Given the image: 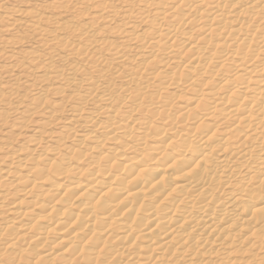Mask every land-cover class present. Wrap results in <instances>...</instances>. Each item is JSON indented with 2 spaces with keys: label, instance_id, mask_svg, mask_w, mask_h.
Listing matches in <instances>:
<instances>
[{
  "label": "bare ground",
  "instance_id": "6f19581e",
  "mask_svg": "<svg viewBox=\"0 0 264 264\" xmlns=\"http://www.w3.org/2000/svg\"><path fill=\"white\" fill-rule=\"evenodd\" d=\"M79 2L0 15V264H264V0Z\"/></svg>",
  "mask_w": 264,
  "mask_h": 264
},
{
  "label": "rangeland",
  "instance_id": "374dc122",
  "mask_svg": "<svg viewBox=\"0 0 264 264\" xmlns=\"http://www.w3.org/2000/svg\"><path fill=\"white\" fill-rule=\"evenodd\" d=\"M69 1H71V3L72 4H75V6L74 7H76V8H74V9H72V13H70V11L69 12H65V14H64V16H62L63 17V19L64 18H69V15L71 16L77 9H78V7L80 6V2L79 1H81V0H69ZM50 2V0H0V15L1 14H6V13H8L11 9H18V10H23V9H29V8H38L39 9V7L40 6H45L46 4H48ZM78 4V5H77ZM77 5V6H76ZM42 12H43V14H47V13H49V10H47L46 8H43V9H40ZM74 11V12H73ZM3 26H5V22H2V24H1V22H0V39H4V38H14V40L15 39H18L16 42L13 40V41H11L12 43H10V44H7V47L6 46H3L7 51H10L11 52V54L13 53L14 55H16V56H18V58H19V56H20V54H22L21 52L24 50V52H25V50H31V49H36L35 48V45H34V43H33V41H31V40H33V39H31V38H27L26 36H28V33L26 32V29L23 27V25H21V24H17L15 27H13L12 29L13 30H9L8 28H3ZM0 49H2L1 48V45H0ZM4 62L1 60L0 61V64H3ZM17 71H19V70H17ZM31 74H29V76H30V79H32L31 77H34V76H36L37 74H35L36 72H34V71H31L30 72ZM3 80H5V79H3V76H1L0 77V81H3ZM22 90H24L23 88H22ZM21 90V91H22ZM66 91V90H65ZM28 95V98H25L26 100L27 99H29L30 98V93H26V96ZM49 97V98H48ZM47 98H48V102H54L55 101V99L56 100H58V99H60L61 97H55V98H52L49 94L47 95ZM50 99V100H49ZM25 100V101H26ZM52 100V101H51ZM59 101V100H58ZM52 102V103H53ZM66 104V105H65ZM69 104V105H68ZM64 108L65 109H67V110H64L63 112H62V114H64V115H62V114H60V118H62V119H64L63 118V116L64 117H66L65 115H67V116H69V114H70V111H69V109H68V107L70 106V102L68 101V102H66V103H64ZM21 110V108H19L17 111L19 112ZM16 111V112H17ZM15 111H12V112H8L9 114L7 115V123L6 124H4V126H5V128H4V126L3 125H0V128H1V134H0V136L1 135H3L2 133L4 132V129L5 130H7L8 129V127L10 126V123H11V120L14 118V117H17V115H16V112L14 113ZM68 113V114H66V113ZM14 114L13 115V117H12V114ZM11 117H10V116ZM8 116H9V118H8ZM35 116H34V118H32V120H35ZM31 121V120H30ZM30 121H28L27 123L28 124H26V129H25V131H23V133L24 134H31V129L33 130V124L30 122ZM29 123H30V126H29ZM7 124H9V125H7ZM32 124V125H31ZM2 126V127H1ZM27 128H29V129H27ZM54 128H56V126L55 127H50V129H54ZM3 131V132H2ZM20 138H22L21 136H19V138H16L13 142H12V144H13V146L14 147H16L18 144H20V143H22V140H23V138L22 139H20ZM17 140V142H16V144H14L15 143V141ZM18 140L20 141V142H18Z\"/></svg>",
  "mask_w": 264,
  "mask_h": 264
}]
</instances>
